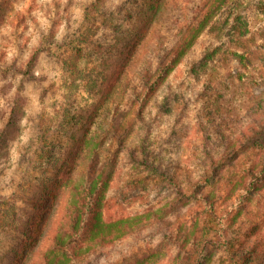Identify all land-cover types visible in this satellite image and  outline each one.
Returning a JSON list of instances; mask_svg holds the SVG:
<instances>
[{"label":"rangeland","instance_id":"obj_1","mask_svg":"<svg viewBox=\"0 0 264 264\" xmlns=\"http://www.w3.org/2000/svg\"><path fill=\"white\" fill-rule=\"evenodd\" d=\"M202 1L179 0L181 8L173 9L169 20L154 21V28L161 24L162 37L156 29L149 37L142 17L148 0H0V225L12 224L0 226V264L16 263L25 223L37 213L35 198L66 167L83 133L134 119L143 70H156L163 45L175 42L176 19L189 20ZM136 52L134 70L126 69ZM42 124L49 128L43 143L37 138ZM108 136L99 138L97 169L91 173L105 166L113 134ZM261 138L264 0H231L161 85L128 144L138 148L148 140L159 165L186 188L228 153L236 160L258 154L252 141ZM113 166L105 218L156 209L177 192L169 179L159 183L161 177L150 169H134L127 149ZM140 177L145 181L136 183ZM196 205L192 200L164 222L148 224L74 264H127L146 257L150 264H174L178 247L166 232H180L182 220L183 230L192 229ZM239 219L244 258L238 263L264 264V188ZM226 258L209 264H229Z\"/></svg>","mask_w":264,"mask_h":264},{"label":"trees","instance_id":"obj_2","mask_svg":"<svg viewBox=\"0 0 264 264\" xmlns=\"http://www.w3.org/2000/svg\"><path fill=\"white\" fill-rule=\"evenodd\" d=\"M230 2L231 0H203L189 20L179 21L175 18V42L171 46L163 45L162 59L155 71L144 69L142 72L144 88L136 98L134 119L121 124L119 128L108 125L98 133L96 129L89 135L88 132L83 133L74 154L67 160L66 167L60 168L48 189L38 199L35 198L37 213L30 215L25 223L23 232L26 238L19 245L18 258L13 264H74L99 247L120 240L148 224L164 222L171 212L192 200L197 202L190 217L192 229L183 230L186 222L182 220L179 230L183 234L181 231L166 232L169 241L178 247L173 263L209 264L216 257L226 254L229 264H239L240 259L244 258L239 256L241 249L236 231L242 223L240 213L246 210L247 204L264 188L263 138L252 141L258 143V154L252 153L236 160L232 158V153H228L225 157L212 161L199 177L189 180L186 188L177 184L172 172L159 165V157L151 149L148 140H143L138 148L128 144L136 122L144 120L147 105L161 85ZM176 7L181 8L179 0L170 4L169 0H148L146 9L142 11V17L147 22L143 28L146 36H152L156 29L160 31L158 36L162 37V29L159 28L161 24L154 28V21L157 19L159 22L164 18L165 21L169 20L170 12ZM138 54L136 52L127 63L129 66L126 69L134 70L131 63L136 61ZM241 57L243 59V55ZM42 123L47 122L42 120ZM40 128L37 138L43 143L48 141L46 136L49 128H45L43 124ZM112 134L113 139L105 151L108 158L104 161V168L100 167L97 173H91L98 163L99 138L104 135L111 137ZM2 135L0 134V141L3 140ZM124 149L130 151L134 169H150L161 177L158 179L159 183L170 180L171 188L177 189V192L171 200L156 209L118 219L105 218L104 200L114 172L111 167L116 166V160ZM144 181L143 177L135 180L136 183ZM199 216L206 219L203 218L201 222ZM2 222L3 226H0L3 228L12 225L11 221ZM251 251L256 254L258 249ZM221 260L225 261L224 258ZM149 262L146 257L127 264H150Z\"/></svg>","mask_w":264,"mask_h":264}]
</instances>
